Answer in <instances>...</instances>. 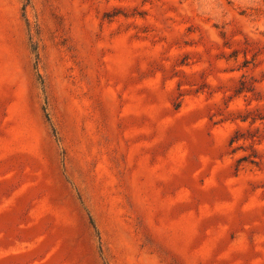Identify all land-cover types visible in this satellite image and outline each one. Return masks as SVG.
Returning <instances> with one entry per match:
<instances>
[{
  "label": "rangeland",
  "instance_id": "1",
  "mask_svg": "<svg viewBox=\"0 0 264 264\" xmlns=\"http://www.w3.org/2000/svg\"><path fill=\"white\" fill-rule=\"evenodd\" d=\"M0 264H264V0H0Z\"/></svg>",
  "mask_w": 264,
  "mask_h": 264
}]
</instances>
